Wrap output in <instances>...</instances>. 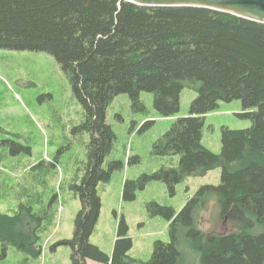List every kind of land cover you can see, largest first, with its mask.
<instances>
[{"label":"trees","instance_id":"trees-1","mask_svg":"<svg viewBox=\"0 0 264 264\" xmlns=\"http://www.w3.org/2000/svg\"><path fill=\"white\" fill-rule=\"evenodd\" d=\"M0 48L52 55L82 106L78 128L90 137L84 156L65 170L67 179L59 178L56 158L30 162L10 179L5 195L18 204L13 214L0 213L3 247L40 254V234L54 220L52 204L67 185L80 203L72 238L61 242L70 247L72 264H264V23L209 8L126 0H0ZM183 88L197 93L188 115L152 148L156 155H179L178 165L125 181L122 198L133 200L151 179L172 190L185 177L215 168L220 183L200 186L178 212L150 205L168 220L169 241H155L146 262L128 256L132 241L121 217L109 257L89 240L101 208L98 185L122 167L117 160L105 163L115 140L107 107L120 93L142 107L140 94L150 92L157 113L169 117L179 110ZM235 99L251 125L223 127L221 152L214 154L201 144L204 116L218 102ZM212 200L229 231L199 228ZM181 245L197 260L190 263Z\"/></svg>","mask_w":264,"mask_h":264},{"label":"rangeland","instance_id":"rangeland-1","mask_svg":"<svg viewBox=\"0 0 264 264\" xmlns=\"http://www.w3.org/2000/svg\"><path fill=\"white\" fill-rule=\"evenodd\" d=\"M196 95L193 89L183 88L179 110L169 117L157 113L150 92L140 94L142 107L134 106L126 93L117 94L109 103L106 123L113 129L115 140L105 163L117 160L122 162V167L112 172L108 182L98 185L101 208L89 238L90 243L109 257L121 217L127 223V236L132 241L128 256L146 262L155 241H169L168 220L152 213L150 205L155 203L178 212L200 186L220 183L221 169L215 168L204 176L185 177L172 190L163 181L151 179L143 189L135 191L133 200L122 198L125 181L150 175L163 166L178 165L179 155H156L153 144L178 118L188 115ZM242 112L239 99L218 102L217 108L204 116L202 146L219 154L223 127L230 130L250 127L251 121L242 117ZM81 120L82 106L52 55L0 48V213L11 215L16 211L18 201L5 195L6 185L11 178H19L17 172L30 162L56 158L59 178H68L65 170L72 166L76 156H84L90 138L78 128ZM52 206L55 218L40 234L41 253L34 255L0 243V264H72L71 249L61 242L72 238L80 203L66 185L58 191ZM198 223L204 232L229 231L228 224L219 219L215 200L202 211ZM180 249L190 263L197 260L183 245ZM87 264L103 263L88 260Z\"/></svg>","mask_w":264,"mask_h":264},{"label":"water","instance_id":"water-1","mask_svg":"<svg viewBox=\"0 0 264 264\" xmlns=\"http://www.w3.org/2000/svg\"><path fill=\"white\" fill-rule=\"evenodd\" d=\"M141 6L203 7L264 23V0H126Z\"/></svg>","mask_w":264,"mask_h":264}]
</instances>
